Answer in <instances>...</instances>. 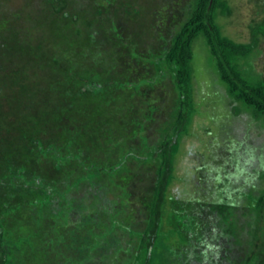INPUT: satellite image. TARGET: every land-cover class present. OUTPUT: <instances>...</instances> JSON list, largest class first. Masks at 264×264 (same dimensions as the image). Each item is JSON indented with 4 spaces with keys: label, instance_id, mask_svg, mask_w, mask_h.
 Returning <instances> with one entry per match:
<instances>
[{
    "label": "trees",
    "instance_id": "obj_1",
    "mask_svg": "<svg viewBox=\"0 0 264 264\" xmlns=\"http://www.w3.org/2000/svg\"><path fill=\"white\" fill-rule=\"evenodd\" d=\"M259 7L243 44L217 23L227 0H0V264H264V191L239 217L226 177L216 198L169 194L198 38L233 101L264 117V77L241 65L262 53Z\"/></svg>",
    "mask_w": 264,
    "mask_h": 264
},
{
    "label": "rangeland",
    "instance_id": "obj_2",
    "mask_svg": "<svg viewBox=\"0 0 264 264\" xmlns=\"http://www.w3.org/2000/svg\"><path fill=\"white\" fill-rule=\"evenodd\" d=\"M227 1L231 6L232 15H220L217 19L223 34L238 43H251L253 27L263 20L259 5L262 4L264 10V0ZM149 4H142L146 12ZM193 51L191 120L187 132L181 136L174 156V175L169 194L177 201L202 199L203 195L216 198L210 192V187L215 182L219 185L227 178L242 189L241 196L231 201L232 205L238 207L239 217V209L253 207V201L264 191V182L259 178L264 177V117H256L253 109L233 101L229 96L227 86L219 78L203 37L194 42ZM259 51L262 52L260 55L255 53L250 60L241 63L244 71L253 79L261 75L264 77V43L260 45ZM171 98L169 101H161L160 108L164 112L162 119H159L161 122H165L174 109L176 98ZM169 120L170 123L171 119ZM163 125L160 123V128L156 127L154 130L158 138L164 136ZM244 172L249 173L244 176ZM216 174L224 175L219 179ZM154 180V174L148 172L139 191L145 193L147 186L153 184ZM174 205L176 206L173 201L169 204L170 211L174 210ZM169 219L165 224L170 228ZM214 221V232L218 238L219 233H224L220 225L222 222L217 218ZM181 232L179 229L176 232L178 237Z\"/></svg>",
    "mask_w": 264,
    "mask_h": 264
}]
</instances>
